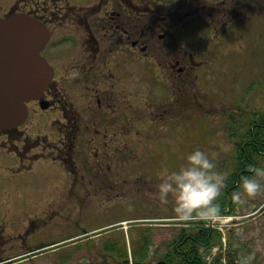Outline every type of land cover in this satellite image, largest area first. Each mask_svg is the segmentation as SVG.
Returning a JSON list of instances; mask_svg holds the SVG:
<instances>
[{"label": "rangeland", "instance_id": "obj_1", "mask_svg": "<svg viewBox=\"0 0 264 264\" xmlns=\"http://www.w3.org/2000/svg\"><path fill=\"white\" fill-rule=\"evenodd\" d=\"M250 4L252 7L253 4ZM236 23L228 31L229 39L225 43L218 66H216L217 59L210 62L206 51L198 56V64L193 63L196 66L195 74L205 77L198 79L196 76L194 85L196 105L186 110L182 117L191 122L177 121V129L173 130L174 142L167 143L165 140L172 133L171 130H168V135L164 138L162 154H165V161L162 159V164L165 163V167L170 171L178 170L184 164L187 155L199 149L213 160L217 171L226 173L229 171V166H233L235 143L239 142L242 133L240 132L242 127H238L234 120L249 122L250 115L264 113V13L255 17L251 13L242 14ZM190 41L193 42L192 39ZM177 49L186 65L184 51ZM183 63L180 66H183ZM197 69L201 71L197 73ZM182 78H184L182 75L171 77L166 72L162 77L166 82L165 89L169 87L171 79L176 82L181 81ZM135 83L134 81L131 96L134 127L130 132L131 135H125L127 144L122 142L117 145V149L120 152L131 150V156L137 155L131 162L139 165L141 156L149 150H156L158 145L152 147L149 144L147 146L140 144L141 132L142 138L145 135V143L151 142V133L146 132L149 129L148 125L144 124L147 120L151 122L150 111L155 109V105L152 99L148 103L144 102L142 93H146V85L135 86ZM154 102L157 104L156 101ZM208 115L213 122L206 118ZM39 117L41 115L37 113L31 116L30 121L33 125ZM36 128L33 126L31 129L35 132ZM253 128L255 130V126ZM221 145L230 146V149L223 151ZM16 156L18 159L19 156ZM4 157H0V220L2 225L4 224V231L0 233V260L11 255L29 253L58 241L62 244L65 238L83 230L91 231L90 234L93 232L91 229L100 226L107 228L111 226L109 224L118 222L119 225L121 222L125 225L123 228L111 230L100 238H92L94 237L92 236L72 242L69 246L60 245L56 250L48 249L23 258L18 264H61L66 257L70 261L68 264H86L91 263L92 260L104 264H123L125 256L119 258L118 253L106 252L102 245L111 243L125 255L134 257L142 236H146L147 239L152 238L150 250L153 252L150 254V259L153 261L162 255L167 243H170L175 233L179 231L172 219L160 222L167 224L154 222L153 227L149 224L143 225L142 221L138 220L156 216L153 211L159 209H161L159 213L164 214L166 218H173L174 215L171 202L163 205L157 199H153L151 194L156 190L144 178L135 180L132 176V181L141 182L139 187H136V191H131L132 194L124 199L119 198L113 205L100 207V204L89 203V198L81 202L77 188L83 196L88 192L87 189L78 187L82 183L80 178L76 179L78 184L72 185V177L66 178L56 165L52 168L50 165L37 163L36 168L11 176L6 169L7 166H11L8 164L11 159L6 157L7 160ZM263 160H261L262 166H264ZM130 164L128 161L116 163L117 184L122 180L120 175L124 172L128 173ZM145 168L154 174V177L151 176L152 179H156L162 170L158 169L157 161L149 163ZM86 175L87 173L81 179L87 183L91 178ZM76 189L77 191L71 194ZM261 203H264V196H258L243 206L234 205L233 212L228 214L234 220L223 227L228 237L225 240L229 242V246L227 244L226 248L223 246L215 252L212 251L210 261L211 256L215 254L219 255L218 259L220 258L216 264H223L222 261L223 259L227 261L226 256L229 252L230 257L236 261L231 264H239L241 257L260 250L259 254L263 257L262 264H264V231H262L264 214L259 218L245 216ZM155 204L157 207L154 206ZM96 243H102L97 245L100 249L94 247ZM235 249H239V253L236 252L237 257L236 254L233 256L230 254L235 253ZM251 264H254V258Z\"/></svg>", "mask_w": 264, "mask_h": 264}, {"label": "flooded vegetation", "instance_id": "obj_2", "mask_svg": "<svg viewBox=\"0 0 264 264\" xmlns=\"http://www.w3.org/2000/svg\"><path fill=\"white\" fill-rule=\"evenodd\" d=\"M163 4L164 0H0V18L23 15L46 27L49 39L40 54L52 68L41 96L27 103V119L0 132V157L11 159V176L39 163L56 165L66 178L72 177V185L79 177L78 187L88 192L115 186L116 162L127 158L116 153L117 145L126 143L125 135L134 127V81L135 86L146 85L142 96L145 103L152 99L150 120L156 122L180 110V81L171 79V89L166 90L162 77L166 72L171 77L190 74L189 58L184 65L177 49V9L166 10ZM244 6V0H214L205 11L215 38L220 35L219 47L225 45L229 21L237 20ZM195 78L190 77L192 82ZM36 113L41 117L33 125L30 118ZM85 173L91 178L88 183L81 179ZM0 225L3 233L2 220Z\"/></svg>", "mask_w": 264, "mask_h": 264}, {"label": "clouds", "instance_id": "obj_3", "mask_svg": "<svg viewBox=\"0 0 264 264\" xmlns=\"http://www.w3.org/2000/svg\"><path fill=\"white\" fill-rule=\"evenodd\" d=\"M78 72L74 71L75 77ZM223 151L230 146L221 145ZM209 156L196 149L190 152L184 164L175 171L167 167L159 173L160 182L151 194L161 204H172L173 219L178 223L191 224L198 221H216L221 218L218 199L222 194L227 174L217 171ZM249 175L242 176L238 188L232 194L237 206L264 196V166L249 165ZM255 253L241 257L239 264H251Z\"/></svg>", "mask_w": 264, "mask_h": 264}, {"label": "water", "instance_id": "obj_4", "mask_svg": "<svg viewBox=\"0 0 264 264\" xmlns=\"http://www.w3.org/2000/svg\"><path fill=\"white\" fill-rule=\"evenodd\" d=\"M48 39L45 27L23 15L0 19V130L26 117L25 102L41 95L51 69L39 55Z\"/></svg>", "mask_w": 264, "mask_h": 264}, {"label": "trees", "instance_id": "obj_5", "mask_svg": "<svg viewBox=\"0 0 264 264\" xmlns=\"http://www.w3.org/2000/svg\"><path fill=\"white\" fill-rule=\"evenodd\" d=\"M234 121H236L238 127H242L240 128L242 133L239 138L240 144L234 148V164L229 166L225 187L218 199L221 213L233 212L235 203L232 199V194L237 190L240 178L249 175V165H259L253 156H256L260 151L264 152V113L258 112L256 115H250L249 122L244 121V123H241L239 119ZM251 126H255V130L250 129ZM219 243L220 233L217 230L196 226L182 227L159 264H205L202 252L208 251ZM148 245L149 241L144 240L141 246V253L135 256V264L143 263H139V261L146 258L144 256L147 254ZM234 251L239 253V249ZM123 254L118 253L119 258L125 256ZM230 259L228 255V260L230 261Z\"/></svg>", "mask_w": 264, "mask_h": 264}]
</instances>
